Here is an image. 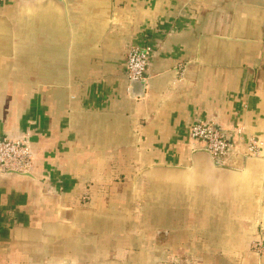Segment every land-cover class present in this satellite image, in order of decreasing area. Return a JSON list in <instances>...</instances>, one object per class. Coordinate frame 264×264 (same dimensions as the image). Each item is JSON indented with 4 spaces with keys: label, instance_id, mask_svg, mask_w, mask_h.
Wrapping results in <instances>:
<instances>
[{
    "label": "crops",
    "instance_id": "crops-1",
    "mask_svg": "<svg viewBox=\"0 0 264 264\" xmlns=\"http://www.w3.org/2000/svg\"><path fill=\"white\" fill-rule=\"evenodd\" d=\"M197 122L264 141V0H0V139L34 153L0 174V264H241L264 158L215 164Z\"/></svg>",
    "mask_w": 264,
    "mask_h": 264
},
{
    "label": "built area",
    "instance_id": "built-area-1",
    "mask_svg": "<svg viewBox=\"0 0 264 264\" xmlns=\"http://www.w3.org/2000/svg\"><path fill=\"white\" fill-rule=\"evenodd\" d=\"M151 55L150 47L133 46L126 60L129 81L146 80ZM230 137L220 128L205 122L195 123L190 130L192 142L204 145L213 162L223 165L231 152L247 158H264V141L246 133L245 127L230 131ZM34 167V153L28 135L16 139H0V174L30 175Z\"/></svg>",
    "mask_w": 264,
    "mask_h": 264
},
{
    "label": "rangeland",
    "instance_id": "rangeland-1",
    "mask_svg": "<svg viewBox=\"0 0 264 264\" xmlns=\"http://www.w3.org/2000/svg\"><path fill=\"white\" fill-rule=\"evenodd\" d=\"M216 253H213V261ZM242 255V254H241ZM181 258L176 260L163 261L161 264H210L203 259V250H193L188 253H180ZM179 259V260H178ZM212 261V263H213ZM241 264H264V225H258V231L256 237L253 239L250 245V251L240 256Z\"/></svg>",
    "mask_w": 264,
    "mask_h": 264
},
{
    "label": "water",
    "instance_id": "water-1",
    "mask_svg": "<svg viewBox=\"0 0 264 264\" xmlns=\"http://www.w3.org/2000/svg\"><path fill=\"white\" fill-rule=\"evenodd\" d=\"M133 83H141L142 85H145L146 84V80H143V81H139V82H134L132 81Z\"/></svg>",
    "mask_w": 264,
    "mask_h": 264
}]
</instances>
